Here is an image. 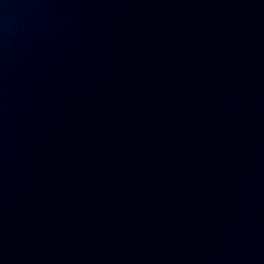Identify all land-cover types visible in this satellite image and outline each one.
<instances>
[{
	"label": "water",
	"instance_id": "obj_1",
	"mask_svg": "<svg viewBox=\"0 0 264 264\" xmlns=\"http://www.w3.org/2000/svg\"><path fill=\"white\" fill-rule=\"evenodd\" d=\"M0 264H264V0H0Z\"/></svg>",
	"mask_w": 264,
	"mask_h": 264
}]
</instances>
